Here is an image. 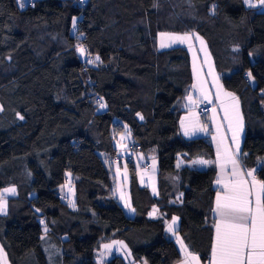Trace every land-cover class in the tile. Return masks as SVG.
<instances>
[{
  "label": "trees",
  "instance_id": "16d2710c",
  "mask_svg": "<svg viewBox=\"0 0 264 264\" xmlns=\"http://www.w3.org/2000/svg\"><path fill=\"white\" fill-rule=\"evenodd\" d=\"M31 1L0 0V191L17 189L0 214L10 263L98 264L101 244L114 239L135 261L175 264L182 254L165 223L174 216L183 240L207 261L216 168L177 164L179 155L213 159L215 150L208 136L179 132L191 57L182 45L158 50V34L193 31L206 39L222 82L241 103V153L248 154L241 162L255 168L264 159V11L244 0H186L176 13L164 0ZM86 56L99 60L87 64ZM126 128L159 169L153 196L128 160L134 215L114 195L105 158L118 155L115 136ZM68 174L75 207L59 193ZM256 175L264 180V171ZM155 206L162 216L153 219ZM105 264L127 263L114 254Z\"/></svg>",
  "mask_w": 264,
  "mask_h": 264
},
{
  "label": "snow or ice",
  "instance_id": "6c2138e0",
  "mask_svg": "<svg viewBox=\"0 0 264 264\" xmlns=\"http://www.w3.org/2000/svg\"><path fill=\"white\" fill-rule=\"evenodd\" d=\"M244 3L251 8L264 6V0H258V3H253L252 0H244ZM20 7H24V2L21 0ZM73 26L75 27V18H73ZM160 47H168L171 44H188L189 48L193 47V39L200 41L202 48L201 51L205 52V63H209V54L207 53L206 46L201 37L194 33H185L183 35L160 33ZM78 51L83 55L86 49L78 46ZM99 60L97 56L95 60H89L88 63H95ZM193 72L197 77V84L193 88H199L201 95L204 99H208L207 89L204 87V81L200 77V70L196 67L194 62ZM211 74V73H210ZM247 77L250 80L255 78L249 71ZM214 83L217 86V99L220 100V106L224 110L223 119L227 121V130L232 133L231 145L227 143L228 137L222 131L223 125L219 122L216 123L217 135L213 136L216 141L217 148V161H208L203 159L193 160L192 164L208 165L211 163H220L221 174L216 180L217 185L222 186V191H218L215 200V208L213 211L218 215L219 219L215 222V237L212 244L211 259L209 264H264V180H258L256 177L257 171H264V159H257V166L252 169H244L241 166L239 157L241 155L247 156V153L240 151V134L243 132V116L239 108V99L233 93L223 92L222 86L218 83V77L213 74ZM189 105L196 103L192 96L187 97ZM185 105V107H189ZM106 105L100 104L103 108ZM2 110V108H0ZM19 118L24 119L23 116L17 114ZM140 119L143 116L137 113ZM215 120V112L212 117ZM181 128L185 136H191L197 131L206 132V126L200 124L198 115L189 111V114L180 121ZM130 135V131L127 133ZM125 136H121V140ZM234 145V147H233ZM121 147H127L121 145ZM231 165V172L225 173V167ZM180 166L178 162L177 167ZM155 165H153V168ZM125 171V178H126ZM15 187L6 188L0 191V213L7 212V199L6 194H15ZM71 191V188H69ZM153 192H156L153 187ZM183 194H181L182 196ZM120 198L125 200L124 194L121 192ZM179 199V197H178ZM70 206L75 207V203L70 201ZM126 208L130 211H135L131 208L130 203L125 200ZM39 211V209H37ZM158 209L153 208L150 216L155 215ZM178 217H172L170 223H167V232L176 235L175 227ZM43 224L44 222L41 221ZM45 234L47 233V226L45 225ZM44 239V237H41ZM177 241L181 245V250L184 252V257L180 264H199V257L188 252L183 241L177 236ZM113 244H119L120 248L127 249V245L123 241H114ZM105 250H110L112 244L103 245ZM103 255V254H102ZM0 261L7 264L6 254L3 253V248L0 247ZM144 264H147L145 261Z\"/></svg>",
  "mask_w": 264,
  "mask_h": 264
},
{
  "label": "rangeland",
  "instance_id": "374dc122",
  "mask_svg": "<svg viewBox=\"0 0 264 264\" xmlns=\"http://www.w3.org/2000/svg\"><path fill=\"white\" fill-rule=\"evenodd\" d=\"M160 1L161 0H158L159 6L162 3V1L161 2ZM164 1L166 3L167 2H169L171 4L173 3V5L175 7L174 13H176L178 10L181 11V9L184 10L185 6L187 4L186 0H164ZM252 2L253 3H258V0H252ZM256 8L258 10H260V11H264V6H260V7H256ZM75 28L76 27H74V33H76V29ZM160 33H170V34H178V35L185 34V33H175V32H160ZM202 39L204 40V38H202ZM160 40H161V38H160V34H159L158 41H157L158 50H164V49H168V48H171V47H174V46H178V45H180V46L184 45V46L189 47L188 44H186V43L185 44L176 43V44H171L168 47L161 48L160 47ZM198 43H199V50L201 51L202 45H201L200 42H198ZM198 43H197L196 40L193 39V41H192L193 47L191 48L192 55H193V50L195 48V45H197ZM234 49H237V48H234ZM193 59H195L194 56H193ZM189 95H191L193 100H194V97H193L194 96V92L192 91L191 94H189ZM189 95H187L186 98H185V101H186V103L188 105H189V101L187 100V97ZM239 108H240V106H239ZM184 111L185 112H184L183 117L187 116L189 114V111H193V112H195L198 115L200 124L207 127L208 130L206 132H209L210 130L214 131V129H215L214 126L216 125V123L218 121V118H215V124H214L213 122H211L212 119L210 120V116L201 117L199 115V113L197 112V110H196V103L194 105H189V108H184ZM240 112H241V114L243 116L241 108H240ZM243 124H244V118H243ZM243 131H244V127H243ZM179 132H180V134H182L186 138H191V137H195V136L198 137L200 135V134H196V133L200 132V131H197L191 136H185L184 135V131L181 128V125H180ZM208 134H210V132ZM117 138H118V135L116 134V136H115V144H116V146L118 144ZM120 143H123L122 145H124L125 142L122 141ZM133 148H134V146H133ZM117 149H118V155H116V157L115 156L114 157H105V155H104V157L106 158L107 166H108V168L110 170V173L112 175V180H113V185H114V195L119 199V202L124 207L126 212L129 215H133L134 212L130 211L128 208H126L124 206L125 205V200H127V202L130 203L131 208H133L132 204H131V201H130V198H129V188H128L129 179H130V169H131L132 163L130 161H128V160L130 159V160L133 161V167H134V169L136 171V175L138 177L140 185L146 186L149 189L150 193L154 196V195L158 194V173H159L158 159L154 155L149 156V157L146 158L145 155H143L142 153H139V152L136 153V151H138V150L133 151V152H129V151H125L124 152L122 150L119 151V149H126L125 147H121V146L117 147ZM145 164H148V165H145ZM153 165H155L154 168H153ZM125 171L127 173L126 178H125ZM12 187H15V186L10 185V186L5 187L4 189L12 188ZM153 187H155V189H156L155 193L153 192ZM69 188H71V191H69ZM15 189H16V187H15ZM121 192L124 194L125 200H122L120 198ZM59 193L62 195V198L66 202H68V203L70 201L74 202V199H75V186H74V179H73L72 175L68 174L65 184L62 187H60V189H59ZM16 194H17V189L15 191V194H12V193H7L6 194L7 212H8V199L16 196ZM178 197H179V200H180V196L177 195L176 201H178ZM6 213H0V214H6ZM156 215H157V213L155 215H152V216L149 215V217L150 218L151 217L155 218ZM178 224H179V219H178L176 225H178ZM114 241H119V240L107 239L101 244L100 249H99V251L97 253V262H98V264H105L106 260L110 259L115 253L120 255V256H122L127 264H144L143 261H135V259L133 258V256L130 253V250H129L128 246H127V249H123L122 250L120 248L119 244H113ZM105 244H112V248L110 250H105L104 247H103V245H105ZM0 247L3 248V253L6 254L7 264H11L9 259H8L7 253H6L3 245L1 244V242H0ZM0 264H3V261H0Z\"/></svg>",
  "mask_w": 264,
  "mask_h": 264
},
{
  "label": "crops",
  "instance_id": "0c3cea01",
  "mask_svg": "<svg viewBox=\"0 0 264 264\" xmlns=\"http://www.w3.org/2000/svg\"><path fill=\"white\" fill-rule=\"evenodd\" d=\"M185 33H194L196 35H198L199 37H202L200 36L199 34H197L196 32H193V31H189V32H185ZM160 34V33H159ZM158 34V36H159ZM203 38V37H202ZM195 40V39H194ZM158 41V39H157ZM197 43L200 42L198 40H196ZM204 41V45L203 46H206V50H207V53L209 54V63H205V59H206V56H205V52H201L199 50V43L197 45H195V48L193 50V55H192V50L188 48L189 50V53H190V57H191V66H192V73H193V83L191 84L190 88L188 89V91L186 92V94L184 95V97L180 100L179 102V105L180 107L183 109V112H182V115L180 117V121H181V118L183 117L184 115V108H189V107H185V105H188L185 101V98L187 95L191 94V92L193 91L194 92V100L196 101V104L198 103H207V104H210L212 105L211 109L209 110L208 112V115L207 116H210V120L212 119L213 117V114L215 112V118H218V121L219 123H221L223 125V128H222V131L225 133V135L228 137L227 139V143L229 145H231V136H232V133L229 132L227 130V121H225L223 119L224 117V110L223 108L220 106V100L217 99V96H216V93H217V86L216 84L214 83V79H213V74L215 75V77H218V83L219 85L222 86V90L223 92H228V93H233L231 90L227 89L224 85V83L222 82V79H221V76L216 68V65H215V62H214V59H213V56L211 54V51H210V48H209V45L206 41V39L203 40ZM184 46V45H182ZM193 56L195 59H193ZM194 62H196V66L197 68L200 70V77L201 79L205 82L204 83V87L207 89V92H208V99H204V97L201 95V92L199 90V88H193V85L194 84H197L198 81H197V77H196V74L193 72V64ZM211 73V74H210ZM195 89V90H194ZM234 94V93H233ZM235 95V94H234ZM236 97H238L237 95H235ZM239 99V98H238ZM198 102V103H197ZM239 106L241 108V103H240V100H239ZM0 108H2L1 106V103H0ZM242 110V109H241ZM1 111V110H0ZM180 121H179V129H180ZM214 124H215V120L212 119V121ZM215 129L214 131L213 130H210V134H208L209 132H204V131H200L199 133H196V134H200L199 136H208L210 141L212 142L213 146H214V150H215V157L213 159H206V158H203V157H198V158H194L192 160H189V161H185V157L184 155H179L178 156V162H180V166L177 167V168H182L184 165H189L191 167H194V168H197V169H207L211 166H214L216 168V179L214 181V187L216 188V193H215V198H214V203H213V208H212V227H213V241H214V237H215V228H214V224L215 222L219 219L218 215L213 211V209L215 208V200H216V195H217V192L218 191H222V186L221 185H217L216 184V180L217 178L220 176L221 174V168H220V163L219 162H216V163H211V164H208V165H199V164H192L191 161L193 160H198V159H203V160H208V161H217V148H216V141L213 140V136L217 135V131H216V125L214 126ZM130 130L128 128H126L123 132H121L120 134H117L118 135V138H117V141H118V144L116 147H120L123 143H120L122 141H124V145H126L127 147H125L126 149H119V151H129V152H133V151H136V148H133L132 146V141H131V138L133 137L131 131H130V135H128L127 133L129 132ZM244 132H245V128H244V131L240 134V151L242 149V143H243V137H244ZM121 136H125V139L121 140ZM197 137V136H195ZM191 138H194V137H191ZM120 145V146H119ZM234 147V145H233ZM139 151H136V153H138ZM135 153V152H134ZM139 153H142V152H139ZM143 155H145V157H149V156H152V155H146L144 153H142ZM155 156V155H154ZM240 159V163H241V166L244 168V169H252V168H246L242 162H241V158L239 157ZM147 160V159H146ZM145 165H148V164H145ZM225 173H230L231 172V165H227L225 167ZM257 179L258 180H261L260 178H258V176L256 175ZM174 178L176 179L177 176L174 175ZM64 185V184H63ZM62 185V186H63ZM61 186V187H62ZM129 188V186H128ZM154 196H158L157 195H154ZM129 198H130V194H129ZM131 201V200H130ZM154 208V207H153ZM156 209H158V212H157V215L155 218L153 219H156V218H159L162 216L161 212H160V209L159 207L155 206ZM134 209V208H133ZM153 210V209H152ZM151 210V211H152ZM150 211V212H151ZM149 212V213H150ZM135 214V211L133 213V215ZM176 217V216H175ZM152 218V217H151ZM172 220L171 219H167L165 221L166 223V231H167V223H170ZM178 225H176L175 227V232H176V235L174 236L172 233H168V235H170V237L174 238L180 251H181V254H182V257L181 259L176 262L175 264H180V262L182 261L183 257H184V252L181 250V245L180 243L177 241V236L180 238L181 241H183V244L186 246L188 252L192 253L193 255L199 257V264H209V261L211 259V254H210V258L207 260V261H202V259L200 258V256L198 255V253L194 252L190 246L183 240V238L181 237V235L178 233ZM45 237V236H44ZM121 241V240H119ZM212 252V251H211ZM116 254V253H115ZM118 255V254H117Z\"/></svg>",
  "mask_w": 264,
  "mask_h": 264
},
{
  "label": "built area",
  "instance_id": "2783aa9c",
  "mask_svg": "<svg viewBox=\"0 0 264 264\" xmlns=\"http://www.w3.org/2000/svg\"><path fill=\"white\" fill-rule=\"evenodd\" d=\"M80 1L84 2L86 0H80ZM23 2H24V4H28V5H32L33 4V2L31 0H23ZM20 3H21V0H20ZM89 60H95V58L92 57V56H86L87 64H93V63H88ZM246 77H247V75H246ZM250 85L254 86L253 83H250ZM211 107H212V105L207 104V103H198V104H196V110H197V112L199 113V115L201 117H206L208 115V112L211 109ZM131 141H132L131 143L134 146V148H136L137 142L135 141L134 137L131 138Z\"/></svg>",
  "mask_w": 264,
  "mask_h": 264
}]
</instances>
